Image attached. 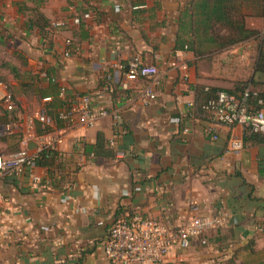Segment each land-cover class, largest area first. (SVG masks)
<instances>
[{"label": "crops", "instance_id": "obj_1", "mask_svg": "<svg viewBox=\"0 0 264 264\" xmlns=\"http://www.w3.org/2000/svg\"><path fill=\"white\" fill-rule=\"evenodd\" d=\"M192 1L0 0V78L26 114L47 109L57 117L65 101L61 87L69 99L89 94L97 110L120 114L117 121L100 118L93 128L57 120L52 130L64 136L61 172L48 186L35 184L30 172L0 177V264H111L105 243L117 219L141 214L176 228L191 215L190 198L222 225L209 230L206 245L198 237L188 248L174 244L168 264H264L258 232L264 142L231 152L230 138L244 141V129L214 125L196 108L204 88H235L236 59L228 52L232 58L238 43L217 49L220 39L196 35ZM54 20L65 26L53 29ZM192 43L196 49L188 48ZM178 54L189 65V80L171 67ZM135 58L160 69L155 100L143 96L152 80L124 75L122 67ZM4 62L17 67L32 89L27 92ZM125 79L127 88L120 85ZM9 121L0 105V125ZM19 130L14 126L10 135ZM99 133L103 150L116 156L86 153ZM20 147L14 137L0 140V154ZM28 149L36 153L38 144ZM35 172L46 176L43 166Z\"/></svg>", "mask_w": 264, "mask_h": 264}, {"label": "built area", "instance_id": "obj_2", "mask_svg": "<svg viewBox=\"0 0 264 264\" xmlns=\"http://www.w3.org/2000/svg\"><path fill=\"white\" fill-rule=\"evenodd\" d=\"M74 21L80 23L81 18L76 17ZM50 26L53 29H60L65 26V22L54 20ZM71 43L70 40L67 41L66 56L71 54ZM171 67L182 70L184 80H189V65L180 58L179 54L171 63ZM122 69L126 79L141 77L152 80L144 89V100L150 102L157 98L156 87L161 82L160 69L157 65L135 58ZM126 79L120 81V85L125 88L128 87ZM56 80L51 78L52 82ZM208 90L209 87L206 88V91ZM60 95L65 98V102L58 111V120L65 122L71 128L78 126L93 128L100 118L108 116L116 121L120 119V114L116 110L106 108L97 110L89 94L67 99L66 88L61 87ZM50 99V97L46 98L48 101ZM195 104L191 103L194 107ZM0 105L10 117L8 123L1 125L4 132H0V135L12 133L15 126L20 129L19 133H22L21 145L23 146L18 152L0 154V177L20 176L30 172V177L35 184L48 186L50 179L37 174L35 169L39 166L37 157L41 151L59 150L64 142L63 134L52 130L56 119L52 118L46 109L26 114L20 107L13 90L6 83H0ZM201 108L214 125L241 126L244 132L250 130L264 134V97L252 87H247L239 95L228 90H219L214 97L202 103ZM37 124L42 132L37 131ZM209 130L213 133V138L217 139L215 128L212 127ZM32 141L38 144V151L34 154L28 149ZM243 148L242 137L230 138L229 151L239 154ZM188 205L190 217L183 220L176 228L168 226L158 218L145 217L141 214L117 219L111 226L105 243V254L111 264H168V255L174 244L188 248L191 239L198 237L202 244L206 245L209 230L220 227L222 219L218 216L202 214L197 198H190ZM258 232L264 239V223L258 226Z\"/></svg>", "mask_w": 264, "mask_h": 264}, {"label": "trees", "instance_id": "obj_3", "mask_svg": "<svg viewBox=\"0 0 264 264\" xmlns=\"http://www.w3.org/2000/svg\"><path fill=\"white\" fill-rule=\"evenodd\" d=\"M243 1L244 0H193L190 9L192 12V18L194 19V26L192 28L193 32L196 35L201 34L203 36H212L214 38L220 39L221 43L217 44L216 46H213L217 49L234 45L256 35L257 31L248 28V26L246 25V15L243 11ZM218 27L226 28L230 33L233 34V36L230 39L224 40L220 35L221 29H218ZM184 45L185 44H183V47H185ZM188 48L196 49V46L192 43L188 45ZM4 65L8 66L9 63L4 62ZM9 68L15 75V77L22 81V86L27 92L28 90L32 89V84L26 83L22 80L23 77L18 71L17 67L9 65ZM49 78L51 80V78L55 77L50 76ZM6 82L7 81L5 80V78H0V83ZM258 86H264V45L261 46L259 57L256 62V66L252 76L246 80L238 81L235 85V88L231 92L239 95L247 87H252L257 90L256 88ZM11 89L13 90V88ZM204 89L198 94L196 106L198 112L202 114H205V112L202 110L201 104L206 102L208 99L214 97L217 92V90H213L210 87L208 91H206V88ZM258 92L260 96L264 97V89H259ZM49 115L52 118L56 119V121L58 120V114L57 117L51 114ZM40 132H42V130ZM246 133L247 134L244 138V143L254 144L258 142H264V134L251 132L250 130H247ZM8 137L16 138L19 144H21L22 133L11 135L7 134V136L0 135V140H6ZM104 143V137L101 133H99L97 142L93 145L86 146V153H92L93 155L104 153L106 155L116 156V152H105L103 150ZM21 148L22 147L17 149L15 152H18L19 150H21ZM60 160L61 152L59 150L44 149L38 154L37 164L46 168V176L50 179V182L52 183L55 179L58 178V175L61 172Z\"/></svg>", "mask_w": 264, "mask_h": 264}, {"label": "rangeland", "instance_id": "obj_4", "mask_svg": "<svg viewBox=\"0 0 264 264\" xmlns=\"http://www.w3.org/2000/svg\"><path fill=\"white\" fill-rule=\"evenodd\" d=\"M243 11L246 15V25L248 28L256 30L257 34L242 43L239 42L240 44L238 43L235 46L237 50L232 53V58L230 57V52H228L229 59H232L233 63L236 59L238 81L246 80L252 76L261 46L264 45V0H244ZM218 29H221L220 35L224 40L233 36L226 28L218 27ZM227 63L231 64V61L228 60ZM6 84L10 86L9 83ZM256 89H264V86H258ZM0 132H4L1 125ZM4 136H7V134H4Z\"/></svg>", "mask_w": 264, "mask_h": 264}]
</instances>
